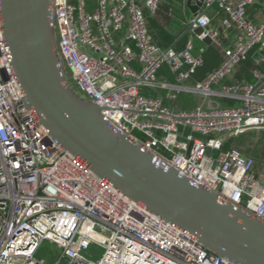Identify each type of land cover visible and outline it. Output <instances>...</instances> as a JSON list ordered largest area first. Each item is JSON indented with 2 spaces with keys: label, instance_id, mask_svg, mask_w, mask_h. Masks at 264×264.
Segmentation results:
<instances>
[{
  "label": "built area",
  "instance_id": "1",
  "mask_svg": "<svg viewBox=\"0 0 264 264\" xmlns=\"http://www.w3.org/2000/svg\"><path fill=\"white\" fill-rule=\"evenodd\" d=\"M165 1L52 0L68 82L156 164L264 221V161L227 147L239 136L264 133V20L256 24L248 15L257 0H205L223 13L221 30L234 38L224 48L206 14L191 20L193 30L203 28L223 49L221 65L191 86L204 64L194 41L165 49L148 27L147 14L157 16ZM255 48L256 83L223 86ZM165 65L174 83L158 81ZM145 89L167 93L154 98ZM182 93L234 104L191 111L164 105ZM44 242L62 250L57 261L37 258ZM0 264H235L127 197L50 136L26 105L11 66L1 0Z\"/></svg>",
  "mask_w": 264,
  "mask_h": 264
},
{
  "label": "water",
  "instance_id": "2",
  "mask_svg": "<svg viewBox=\"0 0 264 264\" xmlns=\"http://www.w3.org/2000/svg\"><path fill=\"white\" fill-rule=\"evenodd\" d=\"M204 2L185 0V5L197 17ZM1 18L26 105L58 144L208 252L235 264H264V221L156 164L140 144L114 131L97 104L70 86L53 28L52 0H1ZM190 31L205 35L192 25ZM203 41L213 44L209 37Z\"/></svg>",
  "mask_w": 264,
  "mask_h": 264
},
{
  "label": "crops",
  "instance_id": "3",
  "mask_svg": "<svg viewBox=\"0 0 264 264\" xmlns=\"http://www.w3.org/2000/svg\"><path fill=\"white\" fill-rule=\"evenodd\" d=\"M261 2L262 0H257V4L248 9L249 17L256 24H260L264 20V9L261 5ZM193 4L194 6H196V2H194ZM89 9L92 10L93 7L91 6ZM198 14H206L211 20V28L221 31L219 40L224 48L231 46L234 34H227L221 30V24L224 15L217 8V6L207 7L204 2V6L201 8ZM147 17L150 33L154 36L155 42L161 47L165 49H181L188 41H194L195 54L203 58L204 64L192 76L187 85L191 86L203 81L210 73L215 71L221 65L223 60V49L217 46L215 43H213L211 46H208L204 43L203 39L199 38L193 31L188 32L190 22L195 18V16L186 7L185 0H166L157 16L151 17L149 14H147ZM259 59L260 58L257 50L254 56V68L256 67ZM241 66L237 69L233 78L223 82V86H230L237 82L250 83L246 75L241 73ZM254 68L251 70L250 74L256 83V79L253 76ZM157 79L159 82L166 81L172 83L166 78H159L157 76ZM216 89L218 90L220 89V87H217ZM166 93L167 91L156 92L148 89L144 90V94L146 96L154 98L160 97L161 95H166ZM182 94H180L179 96H181ZM179 96L174 101L165 100L164 105L175 111H191L198 107H202L205 103V99L202 96L189 94L190 98H192L194 102H197V107L190 106L187 109H181L179 106L180 102L178 101ZM233 104L234 102L228 99L212 98L208 101L206 108L231 106ZM259 161L262 162L264 161V159H260Z\"/></svg>",
  "mask_w": 264,
  "mask_h": 264
},
{
  "label": "trees",
  "instance_id": "4",
  "mask_svg": "<svg viewBox=\"0 0 264 264\" xmlns=\"http://www.w3.org/2000/svg\"><path fill=\"white\" fill-rule=\"evenodd\" d=\"M154 37V36H153ZM257 48L253 49L248 59L242 64L241 66V73L246 75L248 81L251 84L255 83V80L251 76V70L254 68L255 62H254V56L257 52ZM157 76L160 78H166L172 83L175 81V74L171 71V69L168 66H163L157 73ZM178 101L180 102L179 106L181 109H187L190 106L191 107H197V102H194L192 98H190L189 94H182L179 96ZM251 135H255L253 133H248L242 136H239L238 138L234 139L232 143H229L227 147L230 145H234L235 147L242 149L247 155L255 157L257 160L264 159L262 157V154L259 152L257 144L253 142V137ZM137 136H140V134H137ZM264 133H261L260 138L263 139ZM260 141V140H259ZM262 141V140H261Z\"/></svg>",
  "mask_w": 264,
  "mask_h": 264
},
{
  "label": "rangeland",
  "instance_id": "5",
  "mask_svg": "<svg viewBox=\"0 0 264 264\" xmlns=\"http://www.w3.org/2000/svg\"><path fill=\"white\" fill-rule=\"evenodd\" d=\"M253 134H256L255 137L254 135H251L253 137V142L257 144L258 150L262 154V157L264 158V137L263 139L260 138L261 133H253ZM61 253H62V250L57 245L52 244L50 242H44L40 251L37 254V258L38 259H49L50 258L51 260L55 262L61 256Z\"/></svg>",
  "mask_w": 264,
  "mask_h": 264
}]
</instances>
